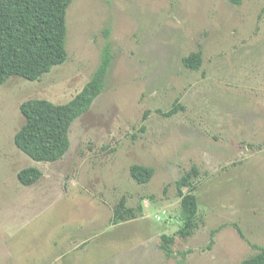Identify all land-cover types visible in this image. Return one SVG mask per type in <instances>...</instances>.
<instances>
[{"label": "rangeland", "instance_id": "obj_1", "mask_svg": "<svg viewBox=\"0 0 264 264\" xmlns=\"http://www.w3.org/2000/svg\"><path fill=\"white\" fill-rule=\"evenodd\" d=\"M67 24L66 62L41 80L0 85V264H239L256 254L264 0H73ZM107 30L114 59L104 91L74 121L63 158L34 160L14 139L21 103L70 101L99 66ZM199 51L201 69L187 68L184 57ZM134 163L153 166V178L135 181ZM29 166L43 176L25 185L18 172ZM193 166L199 174L185 191L198 197L199 226L182 237L177 181ZM123 196L143 210L114 224ZM163 234L175 236V255L161 248Z\"/></svg>", "mask_w": 264, "mask_h": 264}, {"label": "trees", "instance_id": "obj_2", "mask_svg": "<svg viewBox=\"0 0 264 264\" xmlns=\"http://www.w3.org/2000/svg\"><path fill=\"white\" fill-rule=\"evenodd\" d=\"M241 5L243 0H229ZM73 0H0V85L12 76H21L30 81L41 80L56 65L68 59L67 35L68 9ZM107 42L101 52L99 66L91 79L70 101L55 103L47 98H31L21 103L20 109L25 117L24 124L15 134L16 145L36 161L55 162L63 158L70 150V137L74 121L88 112L98 96L104 91L114 54L109 40V30L105 33ZM184 65L198 71L203 65L201 51L192 52L183 59ZM180 109L176 104L172 109L163 112L171 116ZM148 117L146 114L145 118ZM144 128V127H143ZM153 166L134 163L130 172L135 181L140 184L149 182L154 174ZM199 174L193 166L178 181L177 186L181 197L180 220L182 225L178 235L188 237L199 226V201L191 188L192 178ZM43 176V171L36 166H29L18 172L22 184L32 185ZM143 206L138 208L128 205L123 196L114 209V224L138 217ZM243 238L246 237L240 225L236 224ZM212 239L209 247L214 243ZM161 248L166 255H175L172 244L175 236L163 234ZM258 252L243 259L239 264H264V246L254 243ZM189 251H180L185 259ZM182 264V261H179Z\"/></svg>", "mask_w": 264, "mask_h": 264}]
</instances>
